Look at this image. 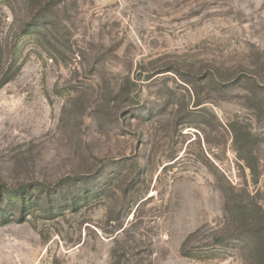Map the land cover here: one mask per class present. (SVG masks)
Wrapping results in <instances>:
<instances>
[{
    "label": "rangeland",
    "instance_id": "obj_1",
    "mask_svg": "<svg viewBox=\"0 0 264 264\" xmlns=\"http://www.w3.org/2000/svg\"><path fill=\"white\" fill-rule=\"evenodd\" d=\"M0 264H264V0H0Z\"/></svg>",
    "mask_w": 264,
    "mask_h": 264
}]
</instances>
